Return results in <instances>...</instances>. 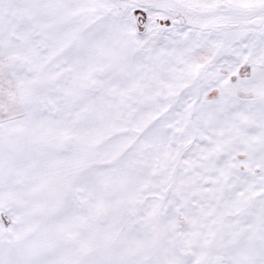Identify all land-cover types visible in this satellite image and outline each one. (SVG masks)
I'll list each match as a JSON object with an SVG mask.
<instances>
[{
	"label": "snow or ice",
	"instance_id": "6c2138e0",
	"mask_svg": "<svg viewBox=\"0 0 264 264\" xmlns=\"http://www.w3.org/2000/svg\"><path fill=\"white\" fill-rule=\"evenodd\" d=\"M0 264H264V0H0Z\"/></svg>",
	"mask_w": 264,
	"mask_h": 264
}]
</instances>
